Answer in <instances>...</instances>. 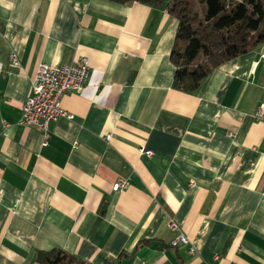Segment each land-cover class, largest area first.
Listing matches in <instances>:
<instances>
[{
    "label": "crops",
    "instance_id": "0c3cea01",
    "mask_svg": "<svg viewBox=\"0 0 264 264\" xmlns=\"http://www.w3.org/2000/svg\"><path fill=\"white\" fill-rule=\"evenodd\" d=\"M176 28L140 2L0 0V264H264V41L185 92ZM83 56L44 144L19 124L37 67Z\"/></svg>",
    "mask_w": 264,
    "mask_h": 264
},
{
    "label": "trees",
    "instance_id": "16d2710c",
    "mask_svg": "<svg viewBox=\"0 0 264 264\" xmlns=\"http://www.w3.org/2000/svg\"><path fill=\"white\" fill-rule=\"evenodd\" d=\"M164 6L177 20L170 51L173 86L193 92L221 64L264 41V0H110ZM42 264H92L60 248L40 252ZM110 264H116L112 262Z\"/></svg>",
    "mask_w": 264,
    "mask_h": 264
},
{
    "label": "built area",
    "instance_id": "2783aa9c",
    "mask_svg": "<svg viewBox=\"0 0 264 264\" xmlns=\"http://www.w3.org/2000/svg\"><path fill=\"white\" fill-rule=\"evenodd\" d=\"M14 63L17 60L11 57ZM89 76V63L86 57H80L69 64L51 65L40 63L34 76L29 96L21 108L20 125L32 126L42 133L43 143L50 135V125L57 119L64 117L71 120L73 115L60 106V98L67 93L81 90L87 83ZM259 118H264L263 105H260L255 113ZM106 135L105 139H109ZM147 154H151L147 151ZM193 184V181H191ZM125 179H119L114 189H122L127 186ZM188 243L184 235L177 236L171 241L173 246ZM190 251L194 249L191 247Z\"/></svg>",
    "mask_w": 264,
    "mask_h": 264
}]
</instances>
